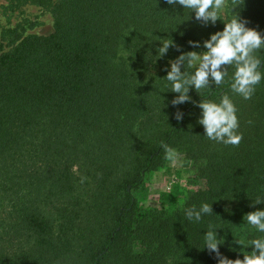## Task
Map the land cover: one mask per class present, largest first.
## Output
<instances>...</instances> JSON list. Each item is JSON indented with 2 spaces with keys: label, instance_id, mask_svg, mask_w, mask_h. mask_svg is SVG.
<instances>
[{
  "label": "trees",
  "instance_id": "obj_1",
  "mask_svg": "<svg viewBox=\"0 0 264 264\" xmlns=\"http://www.w3.org/2000/svg\"><path fill=\"white\" fill-rule=\"evenodd\" d=\"M7 2L11 10L47 9L53 31L19 37L0 55V264L242 259L234 237L244 235L243 216L264 208L251 202L264 195V82L250 100L233 96L238 146L202 136V97L194 89L192 102L173 107L177 94L155 88L180 52L203 50L189 41L202 45L223 21L184 19L182 7L165 0ZM233 11L264 35V0H241ZM159 37L179 51L170 47L155 59ZM221 90L232 95L226 85ZM176 111L184 114L179 122ZM162 145L189 160L203 181L174 209L145 206L136 196L146 175L166 165ZM204 201L213 214L187 222L183 209ZM209 224L222 226L215 229L224 237L220 256L201 246Z\"/></svg>",
  "mask_w": 264,
  "mask_h": 264
},
{
  "label": "clouds",
  "instance_id": "obj_2",
  "mask_svg": "<svg viewBox=\"0 0 264 264\" xmlns=\"http://www.w3.org/2000/svg\"><path fill=\"white\" fill-rule=\"evenodd\" d=\"M165 2L171 6H181L183 16L186 13L184 19H188L189 13H194L195 20L205 26L215 25L218 20L223 21L224 26L222 30L210 33L202 45L200 41H189L191 48L202 47L203 50L180 52L174 60L168 62L166 75L155 79L162 81V87L155 88L160 91L170 90L177 94L171 100L173 107L192 102L189 91L194 89L202 97L197 103L200 109L197 123L203 127L202 136L224 146H238L243 137L239 132L238 108L233 96L250 100L257 87L264 82V67H261V62L264 61V35L247 26V21L233 11L241 0H165ZM184 19H180L175 25ZM175 25L170 28H174ZM157 40L160 41V46L156 49L155 59L164 57L170 47H176L179 51V47L170 37H159ZM225 85L232 95L221 90ZM156 95L162 105V98L157 93ZM212 96H217L218 99H211ZM173 116L179 122L184 114L176 111ZM162 147L168 160L173 162L178 160V153L173 148L167 145ZM251 202L253 205L264 202V195L256 196ZM212 214L211 202L207 201L183 209L184 219L189 223L200 224L204 217ZM243 221L241 227L243 237H233L236 244L251 246V251H244L242 247L240 249L243 253L242 259L220 257L219 264H264V208L248 212L243 216ZM217 227L222 226L209 224L204 228L206 231L202 234L201 246H206L209 252L220 256L219 245L224 243V237L218 236L215 231Z\"/></svg>",
  "mask_w": 264,
  "mask_h": 264
},
{
  "label": "rangeland",
  "instance_id": "obj_3",
  "mask_svg": "<svg viewBox=\"0 0 264 264\" xmlns=\"http://www.w3.org/2000/svg\"><path fill=\"white\" fill-rule=\"evenodd\" d=\"M53 31L51 13L38 5L20 10L8 8L7 0H0V55L28 34L47 35ZM195 168L183 155L176 162L148 173L136 196L145 206L178 208L187 196L201 187Z\"/></svg>",
  "mask_w": 264,
  "mask_h": 264
}]
</instances>
